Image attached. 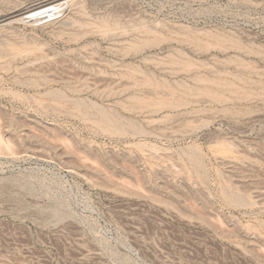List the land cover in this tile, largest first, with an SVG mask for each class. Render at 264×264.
Masks as SVG:
<instances>
[{
  "label": "rangeland",
  "instance_id": "obj_1",
  "mask_svg": "<svg viewBox=\"0 0 264 264\" xmlns=\"http://www.w3.org/2000/svg\"><path fill=\"white\" fill-rule=\"evenodd\" d=\"M40 1L0 0V264H264V0Z\"/></svg>",
  "mask_w": 264,
  "mask_h": 264
},
{
  "label": "bare ground",
  "instance_id": "obj_2",
  "mask_svg": "<svg viewBox=\"0 0 264 264\" xmlns=\"http://www.w3.org/2000/svg\"><path fill=\"white\" fill-rule=\"evenodd\" d=\"M71 1L72 0H42L33 5L31 9L33 13L29 16L33 17L32 21L35 22L48 21L53 16L61 13L66 8V4Z\"/></svg>",
  "mask_w": 264,
  "mask_h": 264
}]
</instances>
